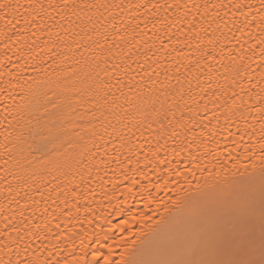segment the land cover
I'll list each match as a JSON object with an SVG mask.
<instances>
[{"label": "bare ground", "instance_id": "bare-ground-1", "mask_svg": "<svg viewBox=\"0 0 264 264\" xmlns=\"http://www.w3.org/2000/svg\"><path fill=\"white\" fill-rule=\"evenodd\" d=\"M256 261L264 0H0V264Z\"/></svg>", "mask_w": 264, "mask_h": 264}, {"label": "rangeland", "instance_id": "rangeland-1", "mask_svg": "<svg viewBox=\"0 0 264 264\" xmlns=\"http://www.w3.org/2000/svg\"><path fill=\"white\" fill-rule=\"evenodd\" d=\"M256 240H257V242H259L258 245H256L257 248H259L260 245L262 244L263 240L260 239V237H257V239H255V241H256ZM258 240H262V242H261V241H258ZM257 242H256V243H257ZM260 242H261V243H260ZM251 246H253V244H251ZM254 246H255V244H254ZM261 246H262V245H261ZM254 248H255V247H252V249H254ZM257 248H256V249H257ZM252 264H260V263L256 261V262H253Z\"/></svg>", "mask_w": 264, "mask_h": 264}]
</instances>
